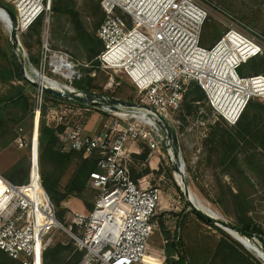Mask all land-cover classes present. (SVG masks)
Here are the masks:
<instances>
[{"label": "built area", "instance_id": "1", "mask_svg": "<svg viewBox=\"0 0 264 264\" xmlns=\"http://www.w3.org/2000/svg\"><path fill=\"white\" fill-rule=\"evenodd\" d=\"M4 1L13 5L17 16L20 51V34L37 18L45 17L38 75H57L66 84L60 90L93 100L80 106V110L88 111L96 105L113 116L112 123L94 135L81 125L58 133L65 149L81 151L85 157L97 156V168L90 172L88 181L97 192L94 208L74 211L72 223L77 231L69 229L76 249L82 252L78 264H166L164 255L149 253V238L158 224L155 217L161 190L132 178L128 145L142 140L151 155L161 146L169 153L174 151L173 134L179 133L174 115L181 110L191 83L203 89L213 111L229 124L238 122L251 101L264 103V73H240L244 64L264 55V35L222 8L214 14L206 0H101L104 18L96 35L103 47L96 56L97 66L125 75L138 92L135 105L123 106L105 103L113 98L91 94L74 85L83 79V69L92 62L51 45L47 34L52 0ZM212 16L226 30L206 48L200 42L206 21ZM21 54L24 65L30 62L26 53ZM33 81L49 86L39 76ZM107 85L112 87L113 80ZM42 86H36L34 93L32 175L26 183L16 184L0 174L4 185L0 196V250L22 264H43L53 232L64 228L42 185L35 150L46 104ZM51 113L49 121L63 123L62 112L54 109ZM160 117L168 121L169 128ZM18 131L15 142L19 147L27 146L20 136L22 127ZM35 168L39 173V196L31 187Z\"/></svg>", "mask_w": 264, "mask_h": 264}, {"label": "rangeland", "instance_id": "2", "mask_svg": "<svg viewBox=\"0 0 264 264\" xmlns=\"http://www.w3.org/2000/svg\"><path fill=\"white\" fill-rule=\"evenodd\" d=\"M66 1L73 4L74 8L81 13V17L89 32L96 35L97 29L100 26L99 25L95 30L99 14L97 11L98 9L94 8V10H92L91 7L94 4L93 2H97L98 0ZM206 1L210 3L214 14L219 11V8H222L246 24L251 25L264 35V0ZM0 3L14 11L13 5L4 0H0ZM99 3L101 11H103L101 0H99ZM49 15V31L47 36H49L48 38L51 45L55 49H62L69 52L75 58L89 61L86 51L75 39V31L69 17L66 14L55 13L52 10ZM38 26H41L40 36L33 34V31L30 30L20 34L19 38L22 43L21 51H18L20 56H22L21 52L23 54L26 53L29 58L31 54L35 57L40 55L42 34L45 27L44 16L39 20ZM225 30V26L212 16L206 21L200 45L210 48L219 37H221ZM22 34H24L23 37ZM0 36L1 48L3 52H7L8 56L10 46L11 50H13V48L10 41V19L7 13L2 14L0 12ZM14 55L20 63L16 53ZM256 58L260 60L263 59L264 61V55ZM7 64L8 61L3 54L0 53V67L2 68V66H6ZM24 66L28 74L26 78L27 81L13 80L7 83L0 78V96L17 94L20 89L23 88L25 90L24 92L29 96L33 106L36 86L33 89V86L29 82L38 79L36 69L39 68H37V65H34L31 61L26 62ZM252 73L253 72L250 71V74ZM46 76L53 79H59L61 82L64 81L61 77L50 72H46ZM86 76L91 77L92 79L89 92L91 94L110 96L111 98L126 100L129 102L138 100V92L136 88L123 74L106 72L96 67L91 71L87 70L85 77ZM111 79L113 80V86L109 87L107 83L111 81ZM84 84V86H86V81ZM196 104V108H193L190 114L185 110L183 111L185 105H187V103H184L181 110L174 115V121L179 122V133H175V136L177 138L176 146L181 172H176L174 167L175 149L171 156L165 146H161L159 151L155 152L156 161L158 162L157 169L155 170L149 169L148 167L149 159L151 157L149 154L151 152L150 149V152L144 160L135 156L138 154L131 155L130 152V160L128 161L132 174H141V172H143L142 170H144V172L150 171L147 179L148 184L146 186L150 185L158 187L161 190L160 205L155 217L158 224L149 238V253L164 255L166 258V264H168L166 246L177 237L182 238L183 249L187 257L189 259L192 258L195 263L204 264L205 261H208L213 256L219 240L225 236L220 230L215 229V227L203 221L198 214L191 209L187 197L182 190V188L184 189L185 183L191 193V199L199 207L213 216L230 220L237 224V218L238 216H241L242 211L238 207L233 193L237 192V186L246 182V177L249 178L255 185L256 189L253 195V207L249 212V215L252 216L253 223L262 228V237L264 238L263 177L259 176L258 173H255L246 166H242L246 171L244 176L238 172L237 168L233 166L228 167V164H231L228 160L230 157L237 156L240 163H243L244 155L242 151L238 149L237 152L229 154V158L225 159L223 154L225 155V152H231L232 149L228 147V144H221L222 142L217 144L214 141L216 140L218 142V138H224L225 140L228 139V134L234 132L232 129L233 124H229L223 118L218 116L208 104L206 98L202 100L201 103L199 102V104ZM80 106L83 107V105L71 100L61 99L55 101L53 99H47L45 115L47 124L53 128L63 126V130L81 125L84 127L85 132L94 135L98 133L105 124H111L113 121V116L110 113L98 110L96 105L91 106V110L88 111L83 109L80 110ZM54 109H58L59 112L64 114L63 123L57 124L53 119L49 121L48 115L52 114L51 111ZM9 110H11V112H9L4 120L0 122V174L13 182L14 180L11 176L25 178L28 175L29 181V177L32 175L33 149L31 140L35 134V120L32 122V125L29 116L24 117L20 121H16L13 116L16 112H19V109L15 107V105H12ZM212 126L216 127L213 128ZM19 127H22L20 136L27 142V146L25 147H19L14 140V137L19 132ZM211 132H215L214 136L217 134L214 141L213 139L212 141H208ZM60 140L63 144V150H70L68 148L65 149L64 142L61 138ZM132 145L133 149L138 148L140 150V154L144 151H148L147 144L142 140H137L135 142L131 141L128 148ZM38 146L37 139L36 154L39 159ZM257 159H259L261 163L264 162L263 155H258ZM75 167V164L72 165L63 177L64 183L69 180ZM179 173L183 175L184 181H182V176ZM34 174H36L37 196H39L41 193L39 173L37 170L36 173H33V180ZM177 175H180V177H177ZM3 192L4 185L0 179V196ZM96 198V190L88 186L82 197L71 196L63 203V208L65 209L64 218L62 221H59L64 228L55 229L53 232L52 243L50 245V248H52L58 243L71 244L72 251L64 252V258L61 262L62 264H78L80 262L82 256L79 258L78 252L81 251L76 249L74 239L69 231L70 227H72L73 233H76L77 231L72 223L73 212L76 210L85 212L89 211L86 205H95ZM225 232L243 246V249L250 256L249 262L252 264H264V257H262L255 248L249 245L247 247L238 241L235 238L236 236L233 231H231V233L235 237L227 231ZM235 247L241 250L239 246L235 245ZM176 256L177 255H174L172 258L177 259Z\"/></svg>", "mask_w": 264, "mask_h": 264}, {"label": "trees", "instance_id": "3", "mask_svg": "<svg viewBox=\"0 0 264 264\" xmlns=\"http://www.w3.org/2000/svg\"><path fill=\"white\" fill-rule=\"evenodd\" d=\"M93 3L94 4L91 9H98L97 11L99 14L95 25L96 30L104 18V12L101 11L99 0ZM51 9L55 13L66 14L69 17V20L73 24L75 31V39L86 51L89 61L92 62L90 68L83 69V79L75 82L76 87L90 92V83L92 79L88 76L85 77V75L87 70L91 71L92 69L98 67L96 56L102 49L103 43L97 35L89 32L81 17V13L74 8L73 4L68 3L66 0H52ZM41 18L42 16L37 18L28 29L33 31V34H36L37 36L41 35V26H38L39 20ZM23 35L24 34H22V37ZM0 53H2L5 59L8 61L6 66H2V68L0 67V78L7 83L13 80L27 81L21 72V65L17 61V58L14 55L15 53L13 50H11V46L8 56L7 52H3L1 48V36ZM30 61L34 65H38L39 56L35 57L31 54ZM250 71L255 74L264 73L263 59L260 60L254 58L240 68L241 74H250ZM85 81L86 86H84ZM29 83L34 89V83ZM24 91L25 90L22 88L17 94H6L4 96H0V122L4 120L5 116L9 114V112H11V110H9L10 106L15 105V107L19 109V112H16L13 116L15 120L20 121L24 117L29 116L30 123L32 125V122L34 121V102L32 106L29 96ZM205 98L206 95L202 88L198 84L191 83L183 99V104L187 103L183 111L185 110L190 114L193 108H196V103H201V101ZM47 99L58 101L62 98L50 93H46L45 101H47ZM74 102L81 105L85 104V102L80 101ZM45 115L46 104L42 109L38 127L39 169L42 185L56 209L58 220L62 221L65 213L63 203L71 196H83L84 192L89 186L88 181L90 172L97 168V156L93 155L90 157H84V154L81 151H77L75 149H70L67 151L63 150V144L58 136V133L63 131L64 127L60 126L58 128H53L49 126L46 122ZM212 127L214 128L216 126ZM232 129L234 132H232V134H228V139L225 140L224 138H218V142L216 140L214 141L217 134L214 136L215 132H211L208 141H212L213 139V141L217 144H220L221 142V144H228V147L232 149V151L225 152V155L223 154L225 159L229 158V154L237 152V150L240 149L244 155L243 163H240L237 156L232 158L230 157L228 160L231 164H228V167L233 166L237 168L238 172L244 176L246 171L242 168V166H246L255 173H258V175L264 179V162L261 163L259 159H257L258 155L264 156V103L251 101L238 122L233 124ZM149 152L150 151L148 148V151H144L142 154L135 156L144 160ZM74 164L76 167L71 177L64 183L63 177ZM26 177H28V175ZM255 191V185L249 178L246 177V182L242 183L240 186H237V192L232 193L236 199L238 207L242 211L241 216H238L237 218V224L247 231L254 232L262 236V228L254 224L252 221V216L249 215V212L253 207V195ZM86 207L89 211H91L94 208V204H88ZM201 219L207 222L209 225L215 227V229L220 230L223 235H225L219 240L213 256L208 261H205L204 264H252L249 262L250 256L246 253L240 243L234 240L223 229L206 221L203 218ZM235 245L239 246L241 250L237 249ZM71 251L72 246L70 243H58L52 248L49 246L44 251L43 264H62L61 262L64 258V252ZM166 252L168 264H200L195 263L192 258L189 259L187 257L183 249L182 238L180 237H177L176 239L169 242V244L166 246ZM78 255L80 258L82 256V252H78ZM174 255H177L178 259L172 258ZM0 264L22 263L11 258L4 251L0 250Z\"/></svg>", "mask_w": 264, "mask_h": 264}, {"label": "water", "instance_id": "4", "mask_svg": "<svg viewBox=\"0 0 264 264\" xmlns=\"http://www.w3.org/2000/svg\"><path fill=\"white\" fill-rule=\"evenodd\" d=\"M0 7L5 9V11L7 12L8 17L10 19V25H11L10 41H11V45H12L13 51L16 53V55L18 56V58L20 60V65L22 66L23 76L25 78H27L25 66H24V63H23V58L18 53L19 49H18V30L16 28V24H17L16 13L14 11H12L11 9L7 8L6 6L2 5L1 3H0ZM37 75H38V73H37ZM32 82L34 83L35 86H38V87L42 86L38 81H32ZM42 88L44 89V91L46 93L53 94V95L58 96V97H60L62 99H65V100H75V101H80V102H85V103H90V102L93 101L91 98L77 96V95H75V94H73L71 92L58 90V89H55V88H53L51 86H42ZM102 101H104V100H102ZM104 102L108 103V104H120V105H123V106H133V105H135L133 102H129V101H126V100H121V99H115V98H113L111 101H108V102L104 101ZM160 118H161L162 122L165 124V126L169 128L168 121L165 118H163V117H160ZM173 139L175 141V144H174V149H175V152H174V154H175L174 155L175 156L174 167H175L176 172H181L180 164L178 162L179 159H178V152H177V146H176L177 138H176V136L174 134H173ZM182 190L184 191V193H185V195L187 197V200H188V202L190 204L191 209L194 210L201 218H203L206 221H208V222L218 226L219 228L227 231L233 237H235V236L231 233V231H235L238 234H240L242 237H245V238H247L250 241H254L255 243H257V246L259 247V250L262 252L263 257H264V238L261 235H259L257 233H254V232L247 231L243 227L239 226L238 224H235L234 222H232L230 220H226V219H223V218H220V217L213 216L209 212H206L205 210L201 209L191 199V193H190L186 183L184 185V189L182 188ZM235 238L238 241H240L242 244H244L245 246L248 247V245L245 242H243L241 239H239L237 237H235Z\"/></svg>", "mask_w": 264, "mask_h": 264}, {"label": "bare ground", "instance_id": "5", "mask_svg": "<svg viewBox=\"0 0 264 264\" xmlns=\"http://www.w3.org/2000/svg\"><path fill=\"white\" fill-rule=\"evenodd\" d=\"M0 12L3 14V13H7L6 11H5V9H3V8H1L0 7ZM36 76V75H35ZM39 77H41V79L42 80H44L45 81V83L47 84V85H49V86H52L53 88H55V89H58V90H60V89H63V88H65V86H66V84L65 83H63V82H61V81H58V80H56V79H53V78H50V77H45V76H43V75H38ZM35 146H37V143L35 144ZM35 150H36V148H35ZM170 155L172 156L173 155V151L170 153ZM35 173H36V168H35V171H34ZM181 176H182V178L181 179H183L182 181H184V177H183V175L181 174V173H179ZM180 175H177V177H180ZM31 187L33 188V190H34V192H35V194H36V196H37V179H36V174H34V180H33V183H32V185H31ZM201 208V207H200ZM202 209V208H201ZM204 210V209H203ZM207 212V211H206ZM234 232V235L237 237V238H239V239H241L243 242H245L247 245H249V246H252L253 248H255L258 252H259V254L263 257V254H262V252L259 250V247L257 246V244L254 242V241H250V240H248L247 238H245V237H242L240 234H238L237 232H235V231H233Z\"/></svg>", "mask_w": 264, "mask_h": 264}, {"label": "crops", "instance_id": "6", "mask_svg": "<svg viewBox=\"0 0 264 264\" xmlns=\"http://www.w3.org/2000/svg\"><path fill=\"white\" fill-rule=\"evenodd\" d=\"M134 145V144H133ZM133 145L132 146H130V152H131V155L132 154H140V150L137 148H134L133 149ZM150 155H151V152L149 153ZM149 166V169H153V170H155V169H157V165H158V162L156 161V157H155V153H153L152 155H151V157H150V159H149V164H148ZM144 169V168H143ZM141 170H142V168H141ZM143 172H141V174H135V173H131V175H132V178L137 182V183H139V184H142V185H144V186H146L147 184H148V181H147V179H148V176H149V173H150V171H148V172H144V170H142ZM152 171V170H151ZM7 174V173H6ZM11 176V175H10ZM13 176H11V178H12ZM13 180H14V183H16V184H24V183H26L27 181H28V177H17V176H14L13 177Z\"/></svg>", "mask_w": 264, "mask_h": 264}]
</instances>
